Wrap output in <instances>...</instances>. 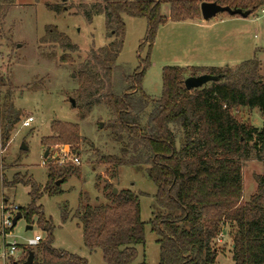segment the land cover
I'll use <instances>...</instances> for the list:
<instances>
[{"label": "trees", "instance_id": "trees-1", "mask_svg": "<svg viewBox=\"0 0 264 264\" xmlns=\"http://www.w3.org/2000/svg\"><path fill=\"white\" fill-rule=\"evenodd\" d=\"M202 1H214L252 13L264 0H101L102 3L89 5L85 13L87 19L90 21L94 15L102 13L106 38L112 37V40L91 55L103 77L94 72L90 61L81 64L77 100L86 105L94 91L103 86L107 106L115 115L112 125L147 152L148 163L133 155L128 158L105 155L102 159L116 168L147 166L145 174L156 185L154 199L158 210L152 214L148 225L157 235L158 264L214 263L217 253L212 243L225 225L230 227L234 264H264V172L255 174V193L248 200L242 197L241 176L243 162L249 159L250 153L252 158L264 162V125L254 127L236 115L240 107H257L264 114V75L259 73L260 60L254 57L234 68L169 65L161 69L160 98H151L142 89L158 27L168 20L178 22L199 17ZM241 2L244 6L239 5ZM14 3L15 0H0V19ZM164 5L169 7L168 16L162 14ZM46 8L61 12L56 4H47ZM123 15L146 20L147 29L139 49L146 44L147 53L144 58L137 55L139 65L131 74H122L124 89L117 93L113 90L112 73L117 69L125 35ZM41 41L55 42L65 51L78 49L53 25L46 26ZM186 70L189 76L204 73L219 79L208 86L188 90L184 86ZM1 83L7 87L0 109V149L9 141L23 114L14 107L12 85L3 79ZM148 106L151 111L141 125L140 115ZM50 129L51 136L41 140L47 150L53 143L73 146L80 141L77 124L55 120ZM67 166L50 164L48 182L43 188L25 174H14L9 181L3 173L1 175L3 184L30 185V203L19 206L18 211L27 223L36 217L38 226L46 233L33 251L31 264H87L85 258L76 253L52 247L54 226L37 204L42 189L49 195L61 192L56 181L59 178L65 181L69 176L73 169ZM3 169L0 156V170ZM112 188L109 182L104 186L107 203L91 204L87 198L73 214L82 231L85 248L100 249L105 264H129L138 255L136 246L145 240V222L140 212V196L144 193L121 188L114 194ZM61 214L63 221L68 219L66 205ZM138 264L147 263L142 260Z\"/></svg>", "mask_w": 264, "mask_h": 264}, {"label": "rangeland", "instance_id": "rangeland-1", "mask_svg": "<svg viewBox=\"0 0 264 264\" xmlns=\"http://www.w3.org/2000/svg\"><path fill=\"white\" fill-rule=\"evenodd\" d=\"M99 2L101 0H15L7 14L0 19V109L7 87L2 85L3 79L13 87L14 107L23 113L9 141L0 149L5 166L3 171L0 170V230L4 217L2 205L14 217L18 212L16 208L27 206L31 200L30 185L22 182L3 184L2 173L8 181L14 174H25L43 188L48 182L50 165L41 164L47 150L41 140L51 136L52 121L70 122L78 125L80 141L77 145L66 146H70L73 154L77 155L79 164H67L73 170L58 185L61 192L49 195L42 189L37 201L42 206L45 217L50 218L54 226L52 247L76 253L85 258L87 264H105L100 249L89 251L84 247L82 231L73 213L81 201L86 203L87 198L91 204L107 203L104 186L109 182L117 191L126 188L144 193L140 196V212L141 219L145 222V240L143 244L136 246L138 255L129 264H138L142 260L147 264H158L157 235L151 232L148 225V220L158 210L154 199L156 185L145 174L147 166L121 165L116 168L102 159L105 155L119 158L133 155L146 163L147 152L145 148L137 147L125 132L112 125L115 115L107 106L103 86L94 91L86 105L77 100L76 90L81 84L78 77L81 64L90 61L91 67L94 65V72L103 77L102 71L91 60V55L112 40V37L106 38L105 18L102 13L94 15L90 21L85 15L89 5ZM47 4L59 5L61 12L47 9ZM239 5L244 6V3ZM168 12L169 7L162 6V14L168 16ZM122 19L125 35L117 57V69L112 73L113 90L117 93L124 89L122 74H131L139 65L137 55L144 58L147 53L146 44L139 49L147 29L146 20L127 15H123ZM48 25L57 27L78 49L65 51L55 42H42L41 38ZM153 41L149 55L150 65L142 82L143 91L151 98H160L161 69L169 65L184 68H234L240 62L256 57L261 62L259 73L264 75V1L246 17L219 12L207 20L201 16L178 22L168 20L158 27ZM259 46L263 49L258 48ZM183 75L189 76V71L186 70ZM210 82L204 83L198 89L208 86ZM70 98L75 100V106L71 105ZM150 109L148 106L140 115L141 125L145 124ZM236 115L238 119L254 127L260 128L264 125V114L257 107H240ZM28 116H32L34 121L30 126L23 127L21 123ZM21 143L27 147L26 150L21 149ZM60 145L62 144L53 143L50 150ZM251 155L252 153L243 162L241 172L244 200H248L255 193V174L264 172V162L252 158ZM4 198L7 199L6 202ZM63 205H66L69 214L65 221L61 214ZM28 224L32 225V229H25ZM225 226L227 230L222 231L212 243L217 253L212 264H234L230 227ZM5 231V240L18 244L26 243L37 234L43 240L46 236L38 226L36 217L30 223L21 217L13 227ZM31 249L36 250L35 247ZM21 254L22 250L16 255L20 257ZM13 262L20 264L14 260L5 263L0 260V264Z\"/></svg>", "mask_w": 264, "mask_h": 264}, {"label": "built area", "instance_id": "built-area-1", "mask_svg": "<svg viewBox=\"0 0 264 264\" xmlns=\"http://www.w3.org/2000/svg\"><path fill=\"white\" fill-rule=\"evenodd\" d=\"M33 121L34 118L32 116H28L22 121L21 124L23 127H28ZM78 162L79 159L77 155L73 154L70 146L68 147L66 145H60L53 150H48V154L46 157L42 158L41 164L50 165L52 163H55L58 165H67L69 163L79 164ZM16 209L18 210V207ZM1 210L2 214L4 213V215H2L4 217L2 220V228L0 230V260L4 263L11 262L13 260L19 262L20 257H25L28 254L29 250L36 247L37 243L43 238L39 234H37L33 238L28 239L24 244H18L15 241L7 242L5 240V236L7 234V231H5V229L11 227V220L13 216L4 205H2ZM20 250H22V254L20 255V257H17L16 254Z\"/></svg>", "mask_w": 264, "mask_h": 264}, {"label": "water", "instance_id": "water-1", "mask_svg": "<svg viewBox=\"0 0 264 264\" xmlns=\"http://www.w3.org/2000/svg\"><path fill=\"white\" fill-rule=\"evenodd\" d=\"M200 6V16L204 19L207 20L211 17H213L214 15L218 14L219 12H226L231 16H242V17H246L250 14L249 10H242L239 7L236 8H232L229 5H221V4H217L214 1H202ZM219 77L218 76H213L210 74H202V75H198V76H188L186 77V79L184 80V86L186 89L190 90L191 88H198L202 85H204V83L209 82V81H216L218 80ZM70 102L72 106H75V100L70 98ZM101 123L99 124V127H101ZM21 149L26 150L27 147L21 143L20 145ZM48 154V150H45L44 152V157H46ZM64 180L62 178L57 179L56 184L60 185ZM117 191L116 188H112V192L115 194ZM23 217V215L21 214L20 211L15 213V216L12 218L11 220V227H13L16 222L19 220V218ZM25 229H32V225L28 224L26 225ZM233 246V245H232ZM34 257V252L32 250H29L27 258L25 259V261L20 262V264H31L32 260ZM12 264H17L16 262H13Z\"/></svg>", "mask_w": 264, "mask_h": 264}, {"label": "crops", "instance_id": "crops-1", "mask_svg": "<svg viewBox=\"0 0 264 264\" xmlns=\"http://www.w3.org/2000/svg\"><path fill=\"white\" fill-rule=\"evenodd\" d=\"M237 16H239V15H237ZM258 48H260V49H263V47H260V46H259ZM213 67H216V66H213ZM224 227H225V228H223V230H222V231H224V232H225V231L227 230V228H226V226H224ZM230 244H231V242H230ZM231 246H232V244H231Z\"/></svg>", "mask_w": 264, "mask_h": 264}]
</instances>
